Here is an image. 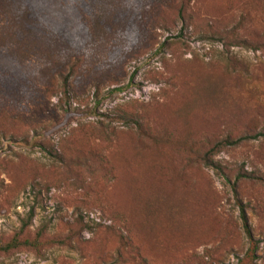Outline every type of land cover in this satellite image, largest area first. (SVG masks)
I'll list each match as a JSON object with an SVG mask.
<instances>
[{
	"label": "rangeland",
	"instance_id": "374dc122",
	"mask_svg": "<svg viewBox=\"0 0 264 264\" xmlns=\"http://www.w3.org/2000/svg\"><path fill=\"white\" fill-rule=\"evenodd\" d=\"M84 1L0 0V240L44 228L0 264H264V51L203 39L260 43L264 8ZM257 134L213 157L230 184L197 161Z\"/></svg>",
	"mask_w": 264,
	"mask_h": 264
},
{
	"label": "trees",
	"instance_id": "16d2710c",
	"mask_svg": "<svg viewBox=\"0 0 264 264\" xmlns=\"http://www.w3.org/2000/svg\"><path fill=\"white\" fill-rule=\"evenodd\" d=\"M255 1L257 3H259L261 8H264V0H255ZM81 2H85V1L84 0H62L63 9L65 12L73 11V9H75L76 6ZM188 5H189V3L183 2L179 7L178 12H180V19L183 22H184V15L182 12H186V8L188 7ZM262 12H264V11H262ZM231 34H232V31L214 32V33H210V34L206 35L203 39H207V40L213 41L215 43L222 44L224 47L229 46V45H233L235 47H241V46L247 47V48L254 50V51H264V40H263L262 34L259 37V39L261 40L260 43L253 44L255 46H253L251 42L246 41L245 39H237V38H235V36H233ZM73 73H74V66H71V68L67 72V74H65L61 78L62 96L66 100H68L69 96H70L69 94L71 91L69 88V81H70ZM114 91H116V90H112L110 93H112ZM68 113H69V111L66 110L65 114H68ZM130 117H132V116H130ZM135 118L136 117H134V118L121 117L120 119H121V122L125 126H133L135 129H137L141 132L142 131L141 123L139 120H137ZM142 133H143V131H142ZM262 136H263L262 134H257L255 136L247 135V136H243V137H240L238 139H235V140H231L229 137H226V138L220 140L219 142H217L216 144H214L213 146H211L210 148H208L206 153L202 157H199L197 161L198 162L200 161L206 168H209V169L215 171V173H217V175H219L228 184H230L227 175L225 174L223 169L220 167V165L218 163L214 162L213 157L218 153V151L221 148L237 146L238 144L242 143L243 141L257 140L259 137H262ZM55 158H56V156H55ZM57 161L61 162V158L58 156H57ZM242 178H247V176L241 174V175H238L236 179L240 180ZM237 205H238L239 209H241V220H242L245 235H246L248 241L252 244V243H254V240L252 237V233L250 231L248 221L245 218V216L243 215L242 205L240 204V202H237ZM29 221H30V219H28L26 222L22 223L19 232H17V234L11 240L6 241V242L0 240V255H7V254L11 253L12 251H15V250L21 249V248L22 249H30V250H34L36 252H39L40 247H41V239L43 237L44 228H42L36 234V237L34 240H29L27 237L24 236V232L28 226ZM52 243L63 244L62 241H54Z\"/></svg>",
	"mask_w": 264,
	"mask_h": 264
}]
</instances>
